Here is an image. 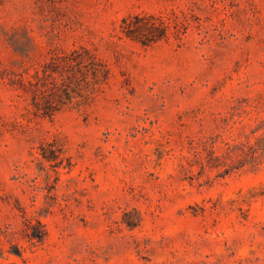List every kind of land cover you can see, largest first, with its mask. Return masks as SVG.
I'll return each instance as SVG.
<instances>
[{
	"label": "rangeland",
	"instance_id": "1",
	"mask_svg": "<svg viewBox=\"0 0 264 264\" xmlns=\"http://www.w3.org/2000/svg\"><path fill=\"white\" fill-rule=\"evenodd\" d=\"M263 119L264 0H0V264H264Z\"/></svg>",
	"mask_w": 264,
	"mask_h": 264
},
{
	"label": "trees",
	"instance_id": "2",
	"mask_svg": "<svg viewBox=\"0 0 264 264\" xmlns=\"http://www.w3.org/2000/svg\"><path fill=\"white\" fill-rule=\"evenodd\" d=\"M150 25L156 26V24H154V23H151ZM164 28H165V26L161 25V26H159L158 29L164 31ZM262 123L264 124V119L262 120ZM257 137H258V141H259V140H261L264 136H263V134H260V135H258ZM259 149H261V152L263 151V150H262L263 147H255V151L259 152Z\"/></svg>",
	"mask_w": 264,
	"mask_h": 264
}]
</instances>
